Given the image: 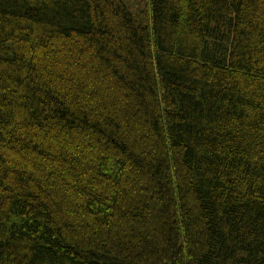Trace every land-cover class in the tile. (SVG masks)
Listing matches in <instances>:
<instances>
[{
  "label": "trees",
  "instance_id": "16d2710c",
  "mask_svg": "<svg viewBox=\"0 0 264 264\" xmlns=\"http://www.w3.org/2000/svg\"><path fill=\"white\" fill-rule=\"evenodd\" d=\"M0 264H264V0H0Z\"/></svg>",
  "mask_w": 264,
  "mask_h": 264
}]
</instances>
